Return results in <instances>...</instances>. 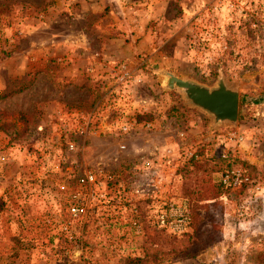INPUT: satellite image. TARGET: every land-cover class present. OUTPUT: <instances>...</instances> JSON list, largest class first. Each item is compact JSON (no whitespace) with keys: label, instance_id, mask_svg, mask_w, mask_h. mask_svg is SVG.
I'll return each mask as SVG.
<instances>
[{"label":"rangeland","instance_id":"374dc122","mask_svg":"<svg viewBox=\"0 0 264 264\" xmlns=\"http://www.w3.org/2000/svg\"><path fill=\"white\" fill-rule=\"evenodd\" d=\"M161 70L208 87L222 76L236 124L214 127ZM134 115L153 127L123 138ZM144 157L150 181L130 176ZM231 169L249 184L226 189ZM161 212L183 223L161 226ZM168 251L182 259L163 264H264V0H0V264Z\"/></svg>","mask_w":264,"mask_h":264},{"label":"built area","instance_id":"2783aa9c","mask_svg":"<svg viewBox=\"0 0 264 264\" xmlns=\"http://www.w3.org/2000/svg\"><path fill=\"white\" fill-rule=\"evenodd\" d=\"M118 81L122 85H124L123 87L125 88L127 87V84L131 82L130 76L127 74L122 76L121 78H118ZM119 90L120 89H118V91ZM122 91L125 92L126 94H129V91L127 90L122 89ZM117 94L119 93H116V95ZM143 112L144 111H142V113ZM138 122L139 120L138 118L135 117V115L129 117V119H124L119 125V134L122 135L123 138H126L132 134H135L137 131H140V130L149 131L153 127V125H151L149 122L144 123L143 125L142 124L139 125ZM139 127H141L142 129H140ZM182 135L183 134L181 133L180 136ZM126 147L127 145L125 144V141L122 140L119 146L120 152H123L124 150H126ZM151 164L152 162L149 158H146V157L141 158V160L139 161V166L131 169L132 170L130 174L131 178L139 176L142 179L150 181L155 175V172L151 168ZM152 172H153V176L150 177ZM78 182L80 186L87 189L88 195L90 199H92L93 195H95L98 190L96 188L97 180H96V175L94 174V172L92 171L84 172L83 176L79 178ZM249 182H250V179L245 172L235 170V169L226 171L221 177V184L226 189L239 188L243 185L249 184ZM149 184L150 182L147 184V188ZM144 187L146 186L141 185L138 187V189H135L134 192L138 195H142V193L144 194L145 191L147 190V188L145 189ZM93 189H95L96 191ZM86 212L87 211H86L84 202L81 201V195L78 193V195L77 196L75 195L73 198V204L69 208V213L74 219H76V218L82 217L84 214H86ZM157 222L160 223L161 226H166L167 223H183V220L179 219L178 221H172L169 216L161 212L157 216Z\"/></svg>","mask_w":264,"mask_h":264},{"label":"water","instance_id":"95a60500","mask_svg":"<svg viewBox=\"0 0 264 264\" xmlns=\"http://www.w3.org/2000/svg\"><path fill=\"white\" fill-rule=\"evenodd\" d=\"M159 76L164 89L177 90L189 106L207 114L214 127L236 124L239 95L222 76L213 87L177 77L165 70H161Z\"/></svg>","mask_w":264,"mask_h":264},{"label":"trees","instance_id":"16d2710c","mask_svg":"<svg viewBox=\"0 0 264 264\" xmlns=\"http://www.w3.org/2000/svg\"><path fill=\"white\" fill-rule=\"evenodd\" d=\"M246 97H244L245 99ZM244 99L240 102L243 104ZM259 102V101H257ZM175 255V257L181 258L183 255H180L179 253H174L171 251L165 252L162 255H153V256H145L143 258H128L125 259L121 264H163V262L168 259V256Z\"/></svg>","mask_w":264,"mask_h":264}]
</instances>
